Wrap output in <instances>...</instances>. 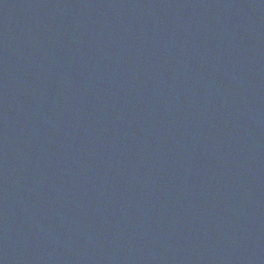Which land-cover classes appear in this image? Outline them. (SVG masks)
<instances>
[{"label": "water", "instance_id": "95a60500", "mask_svg": "<svg viewBox=\"0 0 264 264\" xmlns=\"http://www.w3.org/2000/svg\"><path fill=\"white\" fill-rule=\"evenodd\" d=\"M264 212V0H0V257Z\"/></svg>", "mask_w": 264, "mask_h": 264}]
</instances>
